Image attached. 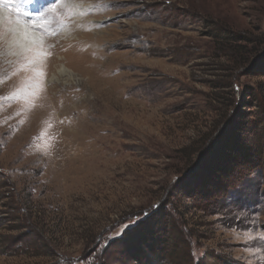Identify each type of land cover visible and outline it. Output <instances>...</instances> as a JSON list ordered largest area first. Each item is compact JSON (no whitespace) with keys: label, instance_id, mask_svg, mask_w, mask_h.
<instances>
[{"label":"rangeland","instance_id":"obj_1","mask_svg":"<svg viewBox=\"0 0 264 264\" xmlns=\"http://www.w3.org/2000/svg\"><path fill=\"white\" fill-rule=\"evenodd\" d=\"M18 1L0 0V264H139L154 219L160 264H264L262 168L177 196L264 126V0H56L40 21Z\"/></svg>","mask_w":264,"mask_h":264},{"label":"trees","instance_id":"obj_2","mask_svg":"<svg viewBox=\"0 0 264 264\" xmlns=\"http://www.w3.org/2000/svg\"><path fill=\"white\" fill-rule=\"evenodd\" d=\"M262 67H264V63L261 64L260 68ZM248 97H251V99H253L250 93L246 95V98ZM259 97L257 96V98L254 99V103L256 104V109L264 112V102H263L264 97L262 98L263 100H261V98ZM262 115L263 116L260 115L261 116V118L259 119L260 122H264V114L262 113ZM242 128H243V131H242L243 134L245 132L244 130H247L248 133H246V135H248L249 138H251V136L254 137L253 139L254 141L252 142H255L256 140L258 142H261L262 139H264V126L260 127V129L257 126L252 127L253 129L244 128V127ZM252 142L249 141L250 144L246 142L241 148L236 146L235 144L232 145L230 143H228L227 146L223 145V146H220L219 148H216L214 151H212L209 154V157L211 158V161L213 162L212 169L207 168L206 170H204L203 174L194 173L195 178H193L192 181L188 183L186 187L187 189L180 190V193L177 196L179 198L184 199V197L186 196H183V194L186 191L189 192L190 190L191 192H196L199 195L203 194L205 196L211 197L213 195H207V194L209 193V191L214 190V194H216V196L221 195L222 197L223 196L227 197L230 192H233L232 188L239 185L243 180L246 179L247 176H250V174L252 173L258 172L259 169L261 168L264 170V166L259 165L260 159L263 156V152L261 149H257L259 156L254 158V154H253L254 149L251 148ZM229 147L231 150H228ZM221 156H225L223 157L224 159ZM243 169H246L245 173L244 172L242 173L239 171ZM210 173L213 174L212 175L213 177L211 179L213 178L215 179L211 181H204L202 182L203 186H201L200 188L197 187V185L202 180H204L203 176H206L207 174H208L207 176H209ZM260 173H261V176L264 177L263 175L264 172L260 171ZM221 181L224 182V185H220ZM204 201H206V199H202V202ZM159 216H162V214H160ZM165 216H166V219L169 217L167 213ZM171 221L177 230H179V228L182 226L179 219L177 220L173 219ZM156 227H158V224L156 223L154 219L152 223H149V227L145 229L147 231H144L142 234V248H144V250L146 251L141 252V253H136L134 255V258L132 259V262L139 263V264H160L159 262L160 261L162 262L164 257L167 256L166 255L167 253L165 252L166 248L162 247V248L156 249V244L154 242V236H155L154 228ZM165 244H166V240L164 241V245ZM129 250H130V247L128 246L127 243H125L124 250L122 252H124L126 255H129L128 254ZM128 261L130 262V260Z\"/></svg>","mask_w":264,"mask_h":264},{"label":"bare ground","instance_id":"obj_3","mask_svg":"<svg viewBox=\"0 0 264 264\" xmlns=\"http://www.w3.org/2000/svg\"><path fill=\"white\" fill-rule=\"evenodd\" d=\"M0 17L2 18V17H5V15L2 13H0ZM9 19V18H8ZM5 20H6V18H5ZM8 21V20H7ZM20 31L21 32H23V33H25V35H27V36H29V37H33V35H32V33H30V32H27V30H26V28L24 27L23 29L22 28H20ZM78 32L80 33V31H78L77 30V32H76V34H75V39L76 40H73L72 42H73V44H75V45H78V46H81L82 45V43H84V41L86 42V44H88L89 46H88V49H89V47H90V49L92 48L91 47V44H93L92 42H89L88 40H89V38H88V36L86 35V33H83V34H78ZM80 35H83V37L82 36H80ZM69 43H71V42H69ZM85 44V45H86ZM70 45H72V44H70ZM84 45V46H85ZM83 47V46H82ZM87 47V46H86ZM85 47V48H86ZM89 49V50H90ZM74 53V52H73ZM78 53V52H77ZM85 53V52H84ZM84 53H82V54H84ZM87 53V52H86ZM89 53V52H88ZM76 54V53H75ZM77 55H79V54H77ZM81 57H84V56H81Z\"/></svg>","mask_w":264,"mask_h":264}]
</instances>
